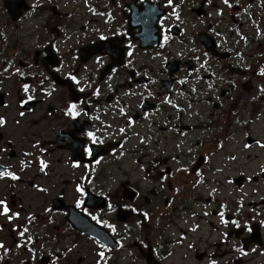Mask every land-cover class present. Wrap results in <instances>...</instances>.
<instances>
[{"label":"flooded vegetation","instance_id":"af4514ba","mask_svg":"<svg viewBox=\"0 0 264 264\" xmlns=\"http://www.w3.org/2000/svg\"><path fill=\"white\" fill-rule=\"evenodd\" d=\"M233 102H264V0H0V264H264L263 201L195 238L169 198L113 184L130 157L173 160L189 105Z\"/></svg>","mask_w":264,"mask_h":264},{"label":"rangeland","instance_id":"374dc122","mask_svg":"<svg viewBox=\"0 0 264 264\" xmlns=\"http://www.w3.org/2000/svg\"><path fill=\"white\" fill-rule=\"evenodd\" d=\"M231 100L233 97L229 102ZM223 104L216 107L213 103H196L194 107H187L182 135L160 140V152L168 153L167 158L173 159L166 161L161 168L154 170L152 166L155 161L152 160L149 169L148 159L130 157L120 163L121 171H114V185L130 177L132 185L144 191L149 200L161 201V205L153 206L152 211L161 213L164 200L169 198L173 206L181 209L190 221L193 218L199 222L201 228L195 238L213 233V237L218 240L226 232L227 210L246 214L250 210L249 201L264 202V149L245 148L248 135L253 139H264V102L258 105V110L251 106L239 109L240 104L236 108L233 102L230 113H227V103ZM244 113L246 119L240 121ZM154 146L152 143L151 149ZM201 158L202 164L193 169ZM227 176H231L232 182L227 183ZM237 178L246 183L241 186L236 183ZM242 200L245 206L240 204ZM239 207H243L242 212ZM205 211L210 214L205 215ZM194 212L199 214L194 216ZM155 221L158 224L157 219ZM137 222H134L133 230L136 237L158 232L153 223L147 224L144 230ZM213 223L217 227L215 230ZM150 240L154 242L155 239ZM222 249H217V254Z\"/></svg>","mask_w":264,"mask_h":264},{"label":"water","instance_id":"95a60500","mask_svg":"<svg viewBox=\"0 0 264 264\" xmlns=\"http://www.w3.org/2000/svg\"><path fill=\"white\" fill-rule=\"evenodd\" d=\"M96 152L98 153L97 150H96ZM202 161H203V158H201V159L199 160L198 164L195 166L196 169L199 168V166L202 164ZM238 183L241 184V183H242L241 180H239ZM85 218H87V217H85ZM98 228H99V227H98ZM99 233L102 235V238H101V239H102L104 242H108L109 245H110V246H113V247H115V246L117 245L116 243H115V244L112 243V240H114V239L111 237V235L109 234L108 231L99 228Z\"/></svg>","mask_w":264,"mask_h":264},{"label":"snow or ice","instance_id":"6c2138e0","mask_svg":"<svg viewBox=\"0 0 264 264\" xmlns=\"http://www.w3.org/2000/svg\"><path fill=\"white\" fill-rule=\"evenodd\" d=\"M169 2L171 3V0H169ZM225 3H228V0H225ZM73 79H75L74 77H73ZM75 108H76V105L75 104H73L72 106H71V110H72V112H73V114H76L75 113ZM0 123H3V121L2 120H0ZM42 164H43V162H42ZM46 166V165H45ZM4 202L3 201H0V204H3ZM9 211V209L7 208V206H5L4 207V212H8ZM145 215H147L146 213H145ZM237 226H239V225H237ZM99 255H100V257L101 258H104V252H100L99 253Z\"/></svg>","mask_w":264,"mask_h":264}]
</instances>
